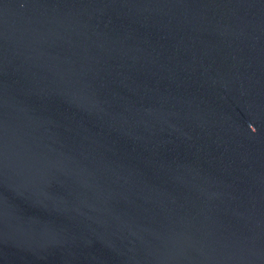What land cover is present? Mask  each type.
<instances>
[{
  "label": "water",
  "instance_id": "water-1",
  "mask_svg": "<svg viewBox=\"0 0 264 264\" xmlns=\"http://www.w3.org/2000/svg\"><path fill=\"white\" fill-rule=\"evenodd\" d=\"M0 264H264V0H0Z\"/></svg>",
  "mask_w": 264,
  "mask_h": 264
}]
</instances>
